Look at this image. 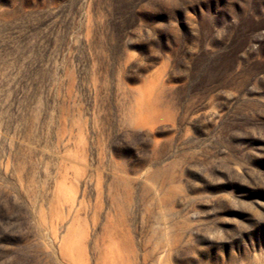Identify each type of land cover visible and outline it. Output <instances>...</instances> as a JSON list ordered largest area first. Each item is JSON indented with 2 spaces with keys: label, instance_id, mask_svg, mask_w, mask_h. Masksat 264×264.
Here are the masks:
<instances>
[{
  "label": "rangeland",
  "instance_id": "rangeland-1",
  "mask_svg": "<svg viewBox=\"0 0 264 264\" xmlns=\"http://www.w3.org/2000/svg\"><path fill=\"white\" fill-rule=\"evenodd\" d=\"M0 264H264V0H0Z\"/></svg>",
  "mask_w": 264,
  "mask_h": 264
}]
</instances>
